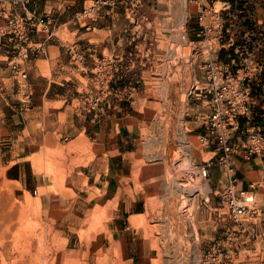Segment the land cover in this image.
<instances>
[{
    "label": "rangeland",
    "instance_id": "374dc122",
    "mask_svg": "<svg viewBox=\"0 0 264 264\" xmlns=\"http://www.w3.org/2000/svg\"><path fill=\"white\" fill-rule=\"evenodd\" d=\"M250 5L0 0V264H264L220 166L209 189L192 169L213 155L188 95L200 15L248 29Z\"/></svg>",
    "mask_w": 264,
    "mask_h": 264
},
{
    "label": "built area",
    "instance_id": "2783aa9c",
    "mask_svg": "<svg viewBox=\"0 0 264 264\" xmlns=\"http://www.w3.org/2000/svg\"><path fill=\"white\" fill-rule=\"evenodd\" d=\"M214 16V23L208 24V15ZM221 9L206 7L200 15L202 29H197L198 52L206 55L203 69V85L190 86L189 96L204 99L208 110L198 114L202 131L199 142L210 147L213 155L202 163L193 164L192 169L201 178L210 176L211 161L225 171L227 183L216 191L225 202L229 216L237 223L243 224L247 218H258L264 213L263 204L258 199L256 189L264 185V167L261 179L251 181L250 187L240 185L236 170L237 156L245 159L261 156L264 161V131L257 127L254 117L256 94L251 81L261 80L264 72V29H243L235 32L223 29ZM241 34L244 42L238 40ZM253 41L252 44L250 42ZM246 51L241 56L229 59L220 58L221 49ZM74 50L76 45H74ZM249 63L256 66L251 74ZM237 66V67H234ZM23 75H27L23 71ZM260 115H264L260 112ZM251 121V122H250Z\"/></svg>",
    "mask_w": 264,
    "mask_h": 264
},
{
    "label": "crops",
    "instance_id": "0c3cea01",
    "mask_svg": "<svg viewBox=\"0 0 264 264\" xmlns=\"http://www.w3.org/2000/svg\"><path fill=\"white\" fill-rule=\"evenodd\" d=\"M5 2L7 3V0H5ZM249 2L251 4L250 10L247 11L249 20H246V22H248L247 24H250L247 26L248 29H253L251 27V20L258 23V29H264V0H249ZM214 4L216 5V2ZM5 13H7V11ZM5 28L7 29V26L1 29H5ZM232 30L234 31V33L238 31L244 32L243 29H232ZM252 43L253 41L250 42V44ZM202 53H203V50L202 52H200V55H203ZM193 59H194V63L198 65L199 67H201L202 64H198L200 63V60H197L196 58H193ZM249 68L251 71L250 73L252 75L255 74L256 66L252 63H249ZM262 77L263 78L260 81L254 80V81H251V83L254 85L255 94H256L255 108L258 109L255 113L254 120H255V123H257V127L264 131V115L263 116L260 115L261 111L264 114V72L262 74ZM200 80L201 81L203 80V75H200ZM203 101L206 104L204 105V108L207 111L208 110L207 102L205 100ZM198 128H199V133H200L203 129L201 125H199ZM263 167H264V161L261 156H254L251 159H245L241 155H238L237 160H236V170L240 178V185H242L245 188H249L251 181H257L261 179V176L263 174ZM225 175H226L225 171L222 169L221 166L219 168H216L213 173V177H216V178L220 177L219 178L220 181L224 179ZM209 185L207 184L205 188L209 189ZM256 192L259 195L260 201L263 204V208H264V185L259 186L256 189ZM250 219L253 220V222L258 221V223L255 225L249 224L248 222L250 221ZM238 225L243 226V230L251 228L252 226L258 227L260 234L258 235V239L254 241V243L258 241L264 247V227H263L264 226V213L258 218H247L243 222V224H238ZM246 239L249 240V238H246Z\"/></svg>",
    "mask_w": 264,
    "mask_h": 264
},
{
    "label": "trees",
    "instance_id": "16d2710c",
    "mask_svg": "<svg viewBox=\"0 0 264 264\" xmlns=\"http://www.w3.org/2000/svg\"><path fill=\"white\" fill-rule=\"evenodd\" d=\"M228 54H231V56H233V57H238V55L234 52V49L226 50V49L223 48V49L220 50V58L225 59V56L228 55Z\"/></svg>",
    "mask_w": 264,
    "mask_h": 264
},
{
    "label": "bare ground",
    "instance_id": "6f19581e",
    "mask_svg": "<svg viewBox=\"0 0 264 264\" xmlns=\"http://www.w3.org/2000/svg\"><path fill=\"white\" fill-rule=\"evenodd\" d=\"M209 178H205L204 179V185H207L208 184V182L206 181V180H208ZM200 184V183H199ZM198 186V185H197ZM199 187V186H198Z\"/></svg>",
    "mask_w": 264,
    "mask_h": 264
}]
</instances>
